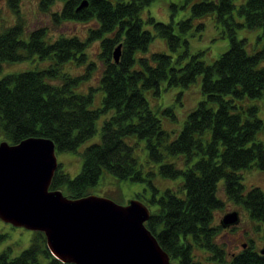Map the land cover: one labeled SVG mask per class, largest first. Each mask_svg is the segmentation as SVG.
Returning a JSON list of instances; mask_svg holds the SVG:
<instances>
[{
  "label": "trees",
  "instance_id": "obj_1",
  "mask_svg": "<svg viewBox=\"0 0 264 264\" xmlns=\"http://www.w3.org/2000/svg\"><path fill=\"white\" fill-rule=\"evenodd\" d=\"M18 1L9 0V4L18 8ZM83 1L41 0L40 7L46 10L61 2L60 11L53 12L58 23L95 21L97 26L89 29L86 39L61 34L48 41V28L40 26L25 40L20 16L0 34V72L4 63L35 55L55 60L48 68L0 78L2 140L17 144L31 136H45L55 142L57 153L78 151L96 134L101 114L111 113L103 123L101 139L82 152L79 173L71 177L59 163L50 189H60L70 198L84 197L91 194L105 170L122 179L142 180L135 147L138 139H146L155 161L164 162L167 154L174 156L160 166L161 173L180 179L176 190L167 189L151 199L159 207L151 212L147 227L173 263L202 264L196 260V247L210 252L211 259L226 262V251L217 241L223 227L215 224L214 217L224 205L219 182L224 179L223 190L230 200L244 204L253 219L264 223V189H247L242 173L253 166L264 170V143L258 139L264 121L245 115L242 105L246 99L264 96V0H245L239 6L235 0H198L190 16L177 22L164 23L149 15L146 22L167 40L172 51L179 52L176 57L164 52L145 56L156 34L144 27L142 12L155 0H88V6L78 10ZM215 14L229 27L230 46L209 64L202 58L203 51L190 52L188 35L195 20ZM241 27L262 28L261 48L248 50V39L237 35ZM96 40L101 43L104 62L101 89L105 96L100 109L91 108L94 88L89 93L77 92L74 85L81 77L61 72L64 62L77 54L85 57L86 48ZM120 43V59L115 62L113 51ZM198 77L206 99L188 114L180 134L167 142V132L144 91L159 89L164 81L170 86H188ZM59 78L61 83L53 82ZM5 238L0 233V242ZM231 255L228 264H264V255L253 242ZM0 264L73 263L57 259L45 234L36 231L31 245L19 255L1 253Z\"/></svg>",
  "mask_w": 264,
  "mask_h": 264
},
{
  "label": "rangeland",
  "instance_id": "obj_2",
  "mask_svg": "<svg viewBox=\"0 0 264 264\" xmlns=\"http://www.w3.org/2000/svg\"><path fill=\"white\" fill-rule=\"evenodd\" d=\"M40 1L19 0L17 3L18 8H16L9 4V0H0V34L14 25L19 16L25 23L22 36L25 40L29 39L31 30L40 26L48 28L49 33L46 38L48 41L59 37L61 34L66 36L79 35L82 39H86L89 29L97 26L95 21L55 22L53 12L60 11L62 3L51 4L49 9L44 10L40 7ZM244 1L235 0V3L239 6ZM196 2L198 0H155L144 9L142 12V18L145 20L144 27L156 34L145 56L149 57L154 52H164L172 54L174 57L179 54V52L171 50L167 40L157 34L151 23L146 22L149 15L164 23L177 22L190 16L192 6ZM17 9L18 12H16ZM236 13L235 10L234 14L237 17ZM190 31L188 35L190 52L195 54L203 51L202 58L209 64L218 59L230 46L229 27L223 20L218 18L217 14L195 20ZM262 31V28L249 29L241 27L238 28L237 35L239 38H247L249 41L248 50L255 51L262 46V40H259ZM85 53V57L77 54L76 57L64 62L61 72L74 78L81 77L74 85V90L77 92L89 93L90 89L94 88L95 99L91 108L100 109L103 107V97L105 96L104 90L101 89L104 62L100 57L102 53L100 41H91ZM187 60L188 57L183 62ZM54 63V58L42 59L39 55L20 62L4 63L0 78L8 73L48 68ZM53 82L59 84L61 78L55 79ZM144 92L152 110L156 112L164 130L167 132V142L172 141L180 134L188 114L206 99V95L202 91L201 77H198L196 81L188 86L181 84L170 86L164 81L160 84L159 89H148ZM242 105L245 109V115L250 118H254V115H256L264 121V96L259 99H246ZM252 107H257V110L252 111ZM110 115L111 113L101 114V117L97 120L96 134L83 144L78 151L57 153L58 162L61 163L64 171L68 172L71 177H75L81 170L82 152L85 147L101 139L103 123ZM258 139L264 143V128L259 132ZM1 140L2 137L0 136ZM147 143L146 139H138V145L135 147V155L138 161L137 168L142 172V180L122 179L105 170L99 183L91 188V194L108 197L121 205H126L132 199H139L150 208L151 212L156 211L159 203L152 202L151 199L154 196L159 198L167 189L176 190L180 179L166 177L160 171V166L165 161H173L174 156L167 154L164 162H157L150 157ZM164 153L167 152L164 151ZM242 173L244 176L243 183L247 189L253 186L264 189V170L253 166L244 169ZM223 182L224 179L219 182V196L224 200V205L215 211V224H220L223 216L234 210L239 211L240 221L236 225L222 228L217 237V241L221 243L226 251L227 261L221 262L211 259L212 254L210 252L196 247L194 252L196 260L202 264H228L232 257L231 254L241 251L245 247L244 244L249 245L253 242L259 251L264 245V223L253 219L244 204L230 200L223 190ZM35 232L24 227H15L0 219V233L6 234V238L0 242V254L9 251L12 257L19 255L31 245Z\"/></svg>",
  "mask_w": 264,
  "mask_h": 264
},
{
  "label": "water",
  "instance_id": "obj_3",
  "mask_svg": "<svg viewBox=\"0 0 264 264\" xmlns=\"http://www.w3.org/2000/svg\"><path fill=\"white\" fill-rule=\"evenodd\" d=\"M88 4L84 0L78 10ZM121 50L122 43L113 51L115 62ZM58 165L51 138L31 136L17 144L1 140L0 219L43 232L50 252L64 263L176 264L147 227L151 210L144 202L132 199L121 205L94 194L70 198L50 189ZM239 221L234 210L220 224L227 228Z\"/></svg>",
  "mask_w": 264,
  "mask_h": 264
},
{
  "label": "flooded vegetation",
  "instance_id": "obj_4",
  "mask_svg": "<svg viewBox=\"0 0 264 264\" xmlns=\"http://www.w3.org/2000/svg\"><path fill=\"white\" fill-rule=\"evenodd\" d=\"M245 245V244H244ZM247 245V244H246ZM233 255H234V253H233Z\"/></svg>",
  "mask_w": 264,
  "mask_h": 264
}]
</instances>
